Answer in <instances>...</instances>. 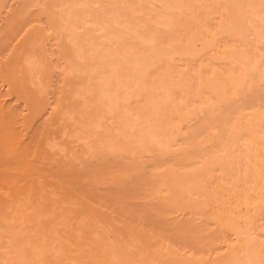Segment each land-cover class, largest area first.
<instances>
[{"label":"bare ground","instance_id":"1","mask_svg":"<svg viewBox=\"0 0 264 264\" xmlns=\"http://www.w3.org/2000/svg\"><path fill=\"white\" fill-rule=\"evenodd\" d=\"M262 2L0 0V264H260Z\"/></svg>","mask_w":264,"mask_h":264},{"label":"snow or ice","instance_id":"2","mask_svg":"<svg viewBox=\"0 0 264 264\" xmlns=\"http://www.w3.org/2000/svg\"><path fill=\"white\" fill-rule=\"evenodd\" d=\"M261 11L262 19H264V2L261 3ZM260 41L262 44H264V28H262L260 32ZM262 58H264V52H262ZM261 79L264 81V69L261 71ZM248 264H251V262H248ZM260 264H264V259H261Z\"/></svg>","mask_w":264,"mask_h":264},{"label":"rangeland","instance_id":"3","mask_svg":"<svg viewBox=\"0 0 264 264\" xmlns=\"http://www.w3.org/2000/svg\"><path fill=\"white\" fill-rule=\"evenodd\" d=\"M37 124H38V123H37ZM37 124H36V127L38 126ZM39 126H40V125H39ZM39 126H38V127H39ZM34 128H35V127H34ZM33 130H34V129H33ZM37 130H38V128H37ZM37 130H36V131H34V133H32V134H34V135H35V134H36L35 132H37Z\"/></svg>","mask_w":264,"mask_h":264}]
</instances>
